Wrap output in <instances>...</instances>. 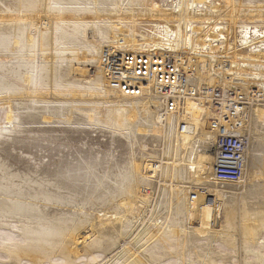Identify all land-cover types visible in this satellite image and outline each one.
<instances>
[{"label":"bare ground","instance_id":"bare-ground-1","mask_svg":"<svg viewBox=\"0 0 264 264\" xmlns=\"http://www.w3.org/2000/svg\"><path fill=\"white\" fill-rule=\"evenodd\" d=\"M37 2V7L32 2L29 8L19 12L0 13V20L11 22L6 33L13 46L8 48L10 55L7 58L28 57L31 64L22 73L23 92H5L0 95V101L11 104L14 97H26L34 104L25 107L29 110L27 122H22L18 107V113L9 110L6 118L10 127L0 128V136L6 138L13 132L21 133L23 124L30 123H54L50 130L60 131V126L71 125L75 112L80 111L89 123L96 120L117 133L156 137L163 143L164 150H161L157 165L145 162L153 175L145 177L142 164L133 161L130 181L128 184L120 183L117 195L111 199L114 207L94 218L102 222L100 216H104L102 223L110 225L120 239L127 226L133 229L140 223L137 233L134 230L140 244L132 252L125 247L124 252L128 255L124 263L158 264L157 250L167 247L176 255H169L175 259L173 263L165 264H193L190 259L179 258L178 248L188 252L196 246L203 251L195 264H264V201L257 199L254 193L259 188L254 181L264 177V150L260 161H255L257 143L261 141L264 146V29L258 27L264 25V0ZM1 35L0 41L5 40L6 37ZM22 42L31 51L15 54ZM31 44L35 47H30ZM105 49L168 52L189 81V86L196 91L195 96L184 97L181 110L167 114L164 112V99L152 90V81L144 85V93L140 96H126L111 89L101 64ZM87 55L88 62L96 67L92 87L56 82V74L63 69L72 76L87 73V69L74 67L72 63L85 59ZM5 60L0 58L1 72L4 66L10 69ZM11 68H14L13 63ZM13 70L5 74L13 78ZM209 88L223 91L220 110L214 108ZM236 88L239 93L235 92L232 97L231 91ZM249 92L259 94V98H252L248 105L244 103V94ZM78 98L84 101L75 100ZM80 104L91 107L84 109ZM97 106H104L106 110L94 118L91 115L98 114ZM35 112L40 114L41 121L33 118ZM212 119H217L232 134L248 140L245 170L236 182H220L213 176L217 131L212 127ZM122 122L124 129L120 130L118 125ZM236 123L240 126H235ZM36 129L30 127L27 131L44 130ZM87 165L90 167L91 164L87 162ZM158 175L160 179L156 178ZM154 178L160 182L164 179L165 187L161 186L164 193L159 200L160 206L164 205V214H160V207L155 208L151 204V195L146 190ZM195 188L199 190L198 194L193 191ZM207 193L213 197L212 206L204 199ZM147 211H150L149 216L145 214ZM190 219L193 223H189ZM72 230L68 231L74 244L69 249L70 254L73 250L79 253L76 248L80 239L76 233L77 226ZM82 238L83 241L88 239L87 236ZM105 240V237H93L86 245L90 250L88 255L95 259L96 253H103L101 243ZM214 242L224 244L235 253L216 254L212 248ZM146 248L151 250L145 253ZM32 251L18 250L15 253L11 251L12 256L8 254L18 262L28 258L38 263L40 257ZM242 251L243 255L239 256L237 252Z\"/></svg>","mask_w":264,"mask_h":264},{"label":"rangeland","instance_id":"rangeland-1","mask_svg":"<svg viewBox=\"0 0 264 264\" xmlns=\"http://www.w3.org/2000/svg\"><path fill=\"white\" fill-rule=\"evenodd\" d=\"M37 1L0 0V13L19 12L29 8L32 2L33 6L37 7L39 5ZM10 24L11 22L5 21V19L0 20V35L3 33L1 36L7 38L8 33H6V30L11 26ZM258 27L264 29V25ZM6 38L0 41V58L6 59L5 61L10 64V69H14V77L10 78L7 73L5 74L10 69L4 66V71H0V91H3L0 95L10 91L13 93L16 91L23 92V84H21L22 73L23 70H28V67H31V64L29 65L30 61L27 60L28 57L26 59L25 57L22 58V56L14 57L13 59L7 58L10 55L8 48L11 49L13 44ZM32 45L34 48V44H31L30 47ZM29 49L22 42L19 44L15 54H28L31 51ZM36 50H38V47ZM32 53L34 52L32 51ZM87 58L88 55L85 59L81 58L72 62L74 67L79 66L87 69V73H75L72 76V74L68 75L63 69V71H58V74H56V82L61 85L75 84L92 87L96 77V67L88 62ZM3 63V65H7L6 62ZM12 63L14 68H11ZM62 66L65 67V65ZM231 92V94L239 93L237 88ZM244 95V103L247 104L252 98H259V94L254 92ZM12 100H14V103L11 104L8 101H0V128L10 127L6 118L9 110H16V113L19 112L22 122L29 120L27 114L29 110L25 107L34 104L28 102L26 97H14ZM75 100L84 101L83 98ZM51 105L54 106V104ZM80 106H83L84 109L91 107L88 104H80ZM95 108L98 114L91 115L92 117L97 118L102 113H105L106 109L104 106ZM79 112H75L76 115L74 114L72 124L60 126V131L50 130L52 128L50 126L54 123H30L23 124V128H20L23 129L21 133L13 132L11 136L6 138L0 136V264H71V261L72 264H125L127 261H124V259L128 255L127 252H124L125 247L132 252L140 244L138 236H135L137 226H141L140 223H137L139 225H134L135 227L132 226L133 229L127 226L124 229V232L126 230L125 234L120 239L117 232L109 227L110 225L105 226L102 223L104 216H100L102 222L94 218L114 207V201L111 199L117 195L120 183L128 184V181H130V167L133 161L142 164L141 170L145 177L153 175V171L146 167L145 162L157 165L162 155L161 150H164L163 143L149 134L141 136L128 132L126 135L125 133H117L112 127L110 129L103 123V125L97 123L96 120L94 123H89L85 114ZM34 115L35 117L33 118L36 121H41L39 113L35 112ZM118 126L120 130L124 129L123 122ZM30 127L33 129L43 128L44 130L29 133L27 130ZM247 135L250 138L249 133ZM257 144L255 152V156H257L256 162L260 161V156L263 155L261 151L264 150L261 141ZM87 162L91 164L90 167H87ZM123 175L125 176L122 178ZM262 177L254 181L259 187H256L258 189H255L254 193L258 196L257 199L264 201V195H262L264 194V191L262 192L264 190V177ZM156 178L160 179L161 177L158 175ZM159 179L154 178V185H151L152 188L147 187L146 190L151 195V204H154L155 208L160 207V214H164V205L160 206L164 193L162 189L164 179H161V182ZM31 183H34L33 187ZM20 184L21 186H18ZM59 190L66 192H60ZM193 191L197 192L199 190L195 188ZM30 193L31 195H28ZM253 198L256 199V197ZM204 199L212 206L213 197L210 193H207ZM148 212L150 211L145 212V214L147 213L149 216ZM191 222L193 223V220L190 219L189 223ZM92 224L95 228L93 226L90 227ZM76 226L78 229L76 233H79L78 236L80 238L76 246L79 249V253L73 250V254H70L69 249L74 244L71 243L68 231H73L72 229H75ZM115 228L118 229V226L115 225ZM33 230L37 232H32ZM82 236H87L89 240L83 241V238L81 239ZM93 237H105L106 239L101 243L103 253H96L95 259L88 255L90 250L86 248V245ZM62 238H64V241ZM212 248L217 251L216 254L232 252L220 242L212 243ZM18 250H33L34 255L36 253L40 260L36 263L28 258H22L18 262L11 257V253H15ZM150 250L146 248L144 252L147 253ZM178 251L180 259H190L195 264L203 248L192 246L188 252H182L181 248H178ZM157 252L158 264L173 263L175 257L169 255H176V252H172V249L165 247L162 250H157ZM237 253L239 256L243 255V251Z\"/></svg>","mask_w":264,"mask_h":264},{"label":"built area","instance_id":"built-area-1","mask_svg":"<svg viewBox=\"0 0 264 264\" xmlns=\"http://www.w3.org/2000/svg\"><path fill=\"white\" fill-rule=\"evenodd\" d=\"M102 67L111 89L126 95L140 96L150 81L152 90L164 99V112L178 113L184 97L195 96L196 91L180 71L175 59L166 51H120L105 49L101 55ZM215 109H221L224 93L208 89ZM235 94H231L234 96ZM217 131L214 142L213 176L220 182H236L245 170L247 138L232 134L217 119H212ZM235 126H240L236 123Z\"/></svg>","mask_w":264,"mask_h":264}]
</instances>
